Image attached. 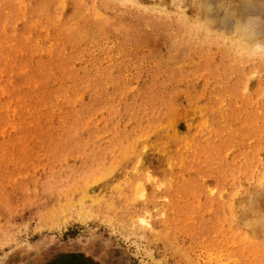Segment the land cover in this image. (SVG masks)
Listing matches in <instances>:
<instances>
[{"label": "rangeland", "instance_id": "1", "mask_svg": "<svg viewBox=\"0 0 264 264\" xmlns=\"http://www.w3.org/2000/svg\"><path fill=\"white\" fill-rule=\"evenodd\" d=\"M264 264V0H0V264Z\"/></svg>", "mask_w": 264, "mask_h": 264}, {"label": "trees", "instance_id": "2", "mask_svg": "<svg viewBox=\"0 0 264 264\" xmlns=\"http://www.w3.org/2000/svg\"><path fill=\"white\" fill-rule=\"evenodd\" d=\"M40 264H100L98 261L79 251L56 253Z\"/></svg>", "mask_w": 264, "mask_h": 264}]
</instances>
